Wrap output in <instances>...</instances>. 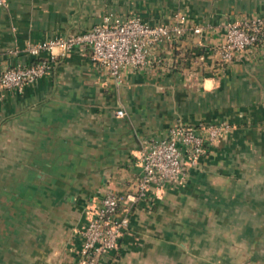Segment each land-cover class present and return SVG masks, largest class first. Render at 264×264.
<instances>
[{"label":"crops","instance_id":"0c3cea01","mask_svg":"<svg viewBox=\"0 0 264 264\" xmlns=\"http://www.w3.org/2000/svg\"><path fill=\"white\" fill-rule=\"evenodd\" d=\"M175 13L202 33L159 44L160 62L124 84L75 49L22 91L0 88V264L74 263L91 211L108 191H134L144 144L176 121L230 129L180 183L133 205L109 264H264V33L231 62L210 52L228 23L264 16V0H8L0 72L34 62L28 44L106 15Z\"/></svg>","mask_w":264,"mask_h":264},{"label":"built area","instance_id":"2783aa9c","mask_svg":"<svg viewBox=\"0 0 264 264\" xmlns=\"http://www.w3.org/2000/svg\"><path fill=\"white\" fill-rule=\"evenodd\" d=\"M8 0H0L5 8ZM203 27L184 14H172L166 23L149 24L138 17L121 19L104 16L102 22L80 33L28 44L26 53L36 58L30 64L17 63L0 72V88L22 91L46 75L60 58L73 50L88 52L90 60L111 76L117 85L124 84L131 72L160 62L155 51L159 44L177 43L185 33L200 35ZM264 33V16L230 22L224 41L210 52L222 63L231 62L243 50L255 46ZM205 55H197L199 61ZM116 116L124 112L117 109ZM230 129L229 124L188 126L180 121L171 124L165 137L144 144L140 153V172L133 192L123 196L108 191L91 211L82 230L77 260L72 264H109L110 254L129 227L133 205L147 197L152 187L161 189L180 183L188 167L195 166L206 147Z\"/></svg>","mask_w":264,"mask_h":264}]
</instances>
